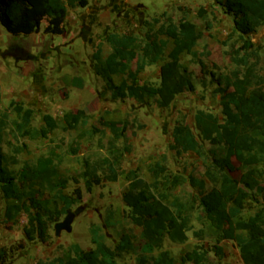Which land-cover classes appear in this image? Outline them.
I'll return each mask as SVG.
<instances>
[{
	"label": "rangeland",
	"instance_id": "rangeland-1",
	"mask_svg": "<svg viewBox=\"0 0 264 264\" xmlns=\"http://www.w3.org/2000/svg\"><path fill=\"white\" fill-rule=\"evenodd\" d=\"M65 1L69 8L68 28L74 27L76 21L78 25L84 21L90 23V34L85 45L76 40L72 45L59 49L60 36L41 32L40 35L20 39L11 36L0 26V75L6 77L1 82L3 91L10 92L32 84L22 48L26 42L31 47L24 51L28 49L30 55H37L41 44L47 41V59L42 63L44 71L41 72L45 74L46 91L33 99L17 101L35 112L30 120L31 134L26 135L18 130L14 121L21 123L24 120L10 112L3 150L8 159L19 160V164L12 167L17 171L26 164L36 163L41 157H52L66 182L64 194L72 196L78 189L83 194L82 202L57 223L63 222L78 209H81V213L74 219L71 232L63 231L60 237L56 236L57 223H54L50 226L47 242H31L25 234L28 226L25 213L15 221L7 222V201L0 187V252L5 251L6 254L4 260L0 259V264H39L61 259L75 244L89 251L94 248L91 236L93 225L102 228L110 247L122 248L119 264H139L138 258L142 254L138 252V247L143 243L142 230L132 223L123 201L129 184L126 176L130 171L137 170L151 184L154 179L152 171L159 165L163 169L162 176L184 177L185 182L171 193L184 203L195 206L191 223L193 230L189 233L188 241L179 244L166 240L155 255L170 251L180 263L186 252L203 248L208 253L206 258L214 264H243L234 236L225 228V238L220 240L221 236L198 208L199 192L194 183L204 179L205 160L194 153L179 154L174 149L175 133L186 126L192 128L200 142L210 149V145L202 140L196 130L194 117L198 110H205L217 115L222 123L226 122L232 110L221 103L226 90L205 76L192 56L185 55L177 64L194 74L195 89L180 95L169 108L159 107L153 100L146 103H138L133 99L113 101L110 94L101 96L105 84L95 74L93 55L99 45L102 46L103 59L112 54L115 50V42L110 40L112 35H137L144 41L148 33L167 24L168 19L176 23L189 20L204 32L205 37L195 51L207 62L210 71L221 75L240 71L243 77L250 74V79L260 83L264 82V26L257 33L245 37V40L241 39L234 33L233 16L226 8L229 0H93L84 14H79L82 10L71 7L72 0ZM201 9L207 12L209 24L200 16ZM73 33L67 35L68 39ZM81 33L76 32V37H81ZM171 46L170 43L163 62L147 67L139 75L141 84L159 85L162 68L170 63L168 54ZM136 68L137 63L134 62L131 69L135 71ZM73 76L84 80L87 78L80 90L72 88L69 80ZM121 80L122 77H115L116 84H120ZM76 87L79 89V86ZM11 101L12 95L3 94L0 90V112L8 110ZM68 113L89 115L88 125L67 126L64 116ZM45 115H51L57 121L56 129L51 130L47 126ZM112 127H121L124 136L116 139ZM254 148L264 155L263 142L257 141ZM118 155H122L119 180H104L92 192H87L85 177L91 166L106 158L113 160ZM234 163L237 170L233 176L237 182L243 185L241 181L244 179L264 188L263 165L252 171H244L238 162ZM39 199L50 200L57 210L63 208V204L47 189L41 190ZM263 204L264 194L259 195L254 191L243 224L249 226ZM109 215H112L110 228L106 226Z\"/></svg>",
	"mask_w": 264,
	"mask_h": 264
},
{
	"label": "trees",
	"instance_id": "trees-1",
	"mask_svg": "<svg viewBox=\"0 0 264 264\" xmlns=\"http://www.w3.org/2000/svg\"><path fill=\"white\" fill-rule=\"evenodd\" d=\"M89 2L72 0L71 7L86 8ZM226 8L233 16L234 33L243 40L264 26V0H229ZM199 14L208 20L205 9H201ZM68 15L69 8L65 0H0V25L13 37L37 34L43 23H46V35L63 36L67 33ZM204 37V32L193 22L182 20L176 23L172 19H168L167 24L157 31L148 33L144 41L137 35H112L110 40L115 42V50L103 59L102 46L99 45L93 55L94 71L105 84L102 97L110 94L113 101L133 99L138 103L153 100L159 107L169 108L180 95L195 89L194 74L177 64L183 56L190 55L201 66L205 76L226 90L221 103L232 109L226 122L222 123L217 115L205 110H198L194 117L196 130L202 140L210 145V149L200 142L188 126L175 133L174 149L179 154L194 153L205 160L204 179L194 183L199 192L197 204L215 232L221 236L220 240L225 238L224 230L227 228L234 236L243 264H264V204L249 226L243 224L253 192L263 195L264 188L244 179L241 185L233 176L237 170L235 161L244 171L264 166V155L254 148L257 141L264 144V82H255L250 79V74L243 77L240 71H234L231 75L210 71L207 62L195 51ZM170 43V63L162 68L159 85L141 84L139 75L147 67L165 60ZM245 43L250 45L248 41ZM134 62L137 63L135 71L131 69ZM115 77H122L120 84H116ZM77 82L79 88H83V79L78 78ZM10 112L24 120L21 123L14 121V124L26 135L31 134L30 120L35 113L16 101H11L8 110L0 112V187L7 201L5 218L7 222H13L25 213L28 216L25 229L27 239L31 242H47L50 226L81 203L83 194L80 189L72 196L64 194L66 182L52 157H41L36 163L26 164L19 171L12 169L19 164V160L8 159L3 150ZM89 119L90 116L85 114L68 113L64 116V122L69 127L74 124L86 126ZM44 121L51 130L58 127L51 115H45ZM111 131L116 139L124 136L121 127H112ZM121 157L118 155L113 160L106 158L91 166L85 177L87 192H92L104 180H119L122 174L119 171ZM152 172L154 179L150 184L137 170L130 171L126 176L129 184L123 195L132 223L142 230L143 243L138 247L142 256L138 258V263L214 264L206 258L208 253L203 248L186 252L180 263L170 251L155 255L166 240L179 244L188 241L189 233L193 230L191 223L195 205L184 203L171 193L185 182L184 177L162 176L160 165ZM42 189L53 193L63 208L57 210L50 200L39 199ZM111 219L112 215H109L106 220L108 228L112 227ZM102 232L101 227L92 226L93 249L86 251L75 244L61 259L39 264H119L122 248L110 247ZM5 255V251H1L0 259L4 260Z\"/></svg>",
	"mask_w": 264,
	"mask_h": 264
},
{
	"label": "crops",
	"instance_id": "crops-1",
	"mask_svg": "<svg viewBox=\"0 0 264 264\" xmlns=\"http://www.w3.org/2000/svg\"><path fill=\"white\" fill-rule=\"evenodd\" d=\"M91 1H93V0H90L89 4H91ZM88 7H86V8H77V9L82 10L79 14H84L85 13L84 11L87 10ZM43 24L41 26L40 32L37 33V35H40L41 32H44V29L46 27V23H43ZM78 24H79V22L76 21L75 24H74V27L67 28V33L65 35H63V36H60L62 38V40H61L60 44L58 45L59 49H63L64 46H66V45H67V47L72 45L76 40L82 42L85 45V42L88 39L87 36H89V34H90V23L87 22V21H84L81 25H78ZM72 32H74V33L71 35L70 39H68L67 35L69 33H72ZM76 32H82L81 33V37H79V36L76 37L77 36ZM34 35H36V34H33L31 36H28V37H32ZM28 37H25V38H28ZM17 38L22 39L23 37H17ZM42 39L44 40L45 37H42ZM46 42L47 41H44L41 44V48L39 49V52L37 53V55H30L28 49L31 46H27L26 42L24 43V46L22 48L23 52H24V54L22 56H24L23 58H25V60H26L25 64H28V65H25L27 67V73H29L31 78L33 79V82H32L31 85H28V86H25V87L19 88V89L16 88L14 90H11L10 92L3 91L2 88H1V82L6 77L4 76L2 78L1 75H0V90H1V92L3 94H6V95L11 94L12 95V101H16L17 102L19 99H25V100L26 99H31V98L33 99L35 97H38L41 92L46 91V89L44 88V86L46 84L45 74L41 73L42 71H44L42 69V63L44 62L45 59H47V54L45 53L47 51V48H46V45H45ZM27 47H28V49L26 51H24ZM0 54H2V50H0ZM35 63H38V64H35ZM1 66H2V63L0 62V73H1ZM72 66H73V64L71 63V67ZM38 77H40L39 78V82L37 81ZM85 77H87V76H85ZM78 78H80V77L73 76L69 80L70 83L73 86L72 88L75 91L81 89V88L77 89V87H76V85L79 86V83L77 82ZM86 80H87V78L85 80L83 79L84 84H85ZM41 87H42L43 91H42Z\"/></svg>",
	"mask_w": 264,
	"mask_h": 264
},
{
	"label": "water",
	"instance_id": "water-1",
	"mask_svg": "<svg viewBox=\"0 0 264 264\" xmlns=\"http://www.w3.org/2000/svg\"><path fill=\"white\" fill-rule=\"evenodd\" d=\"M81 213V209H78L75 213H71L63 222H59L55 225L56 236L60 237L63 231L71 232L72 223L77 215Z\"/></svg>",
	"mask_w": 264,
	"mask_h": 264
}]
</instances>
